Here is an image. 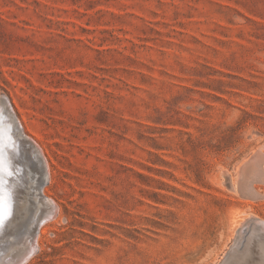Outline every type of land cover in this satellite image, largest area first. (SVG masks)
Returning <instances> with one entry per match:
<instances>
[{
  "label": "rangeland",
  "instance_id": "obj_1",
  "mask_svg": "<svg viewBox=\"0 0 264 264\" xmlns=\"http://www.w3.org/2000/svg\"><path fill=\"white\" fill-rule=\"evenodd\" d=\"M1 94L57 207L25 264L260 262L264 0H0Z\"/></svg>",
  "mask_w": 264,
  "mask_h": 264
},
{
  "label": "bare ground",
  "instance_id": "obj_2",
  "mask_svg": "<svg viewBox=\"0 0 264 264\" xmlns=\"http://www.w3.org/2000/svg\"><path fill=\"white\" fill-rule=\"evenodd\" d=\"M1 97H4L8 100L7 97H5V95H0V99ZM9 102V100H8ZM10 104V102H9ZM11 106V104H10ZM12 108V106H11ZM4 110V106L2 105V103L0 102V114L1 112H3ZM13 110V109H12ZM5 113L7 114V112L5 111ZM7 119H9V116L7 115V117H5ZM17 118V117H16ZM18 120V119H17ZM19 122V121H18ZM20 124V122H19ZM7 125V128H10L11 125H12V122L9 121L6 123ZM5 126V125H4ZM23 130V129H22ZM36 145V143H34ZM37 148L38 145H36ZM40 149V148H39ZM30 151V150H29ZM41 151V149H40ZM31 153V156L34 158V159H37V161L35 162V165H37V170L39 172H42V166H43V163L44 165L46 166L47 168V163L45 161V158L42 154V151H41V154L43 156V161L41 159H39L36 155H35V152H33L32 150L30 151ZM36 156V157H35ZM32 161V160H31ZM49 168V167H48ZM48 168H47V172H48ZM49 173V172H48ZM228 176V175H227ZM49 177V176H48ZM234 177V176H233ZM231 180V179H230ZM228 182V181H227ZM232 183V181H229ZM228 182V183H229ZM224 183V182H223ZM233 184V183H232ZM233 188H234V185H232ZM44 188V187H43ZM232 188V189H233ZM231 189V188H230ZM237 189V187H236ZM235 189V191H236ZM42 191H44L42 189ZM234 191V190H233ZM253 195V194H252ZM248 199V198H247ZM16 212L18 213V219L15 220L16 222L15 223V226H14V229L9 232L5 237H3L0 241L3 242V247L1 246L0 247V251H2V255L0 256V264H18L17 261H20L23 257H25L27 254L29 255L26 260H24V262L26 263L29 258L34 254V252L36 251L37 249V237H38V232L35 234V230L31 229L30 226L38 219V220H41V224L40 226H42L43 224H45L47 221H50L52 219L55 218V216L57 215V207L56 205L46 197V195L43 194V197L40 196L38 194V190H37V186L35 185L34 186V189H29L26 191L25 195H23V198L19 200V205L18 207L16 208ZM243 219V218H242ZM18 221L21 225V229L18 230L17 229V224H18ZM246 222V221H244ZM8 224V223H7ZM243 224V223H242ZM250 224V227L253 226V231H255V229L257 228L258 232L260 231L262 234H264V220L260 219V218H257V217H252L250 220H249V223H244L243 225L244 226H247L249 227L248 225ZM39 226V228H40ZM240 227V226H239ZM246 227V228H247ZM249 227V228H250ZM29 229V230H28ZM251 230V231H252ZM17 231H19L17 233ZM250 231V232H251ZM257 232V231H256ZM255 232V235H257V233ZM253 233V232H251ZM259 234V233H258ZM237 235V234H236ZM254 235V234H252ZM254 235V236H255ZM236 237V236H235ZM259 237V236H258ZM258 237H254L255 239ZM241 238H243L242 234L240 233V235L238 234V237H237V243L241 242ZM248 238V237H247ZM246 238V239H247ZM253 238V236H252ZM250 239V235H249V238ZM241 240V241H240ZM245 240V239H244ZM259 240V239H258ZM251 241V239H250ZM254 241V240H253ZM246 242V240H245ZM255 242H259V241H254ZM236 243V244H237ZM242 244H244V242H241ZM249 243V242H247ZM251 243V242H250ZM249 243V244H250ZM262 243V242H261ZM260 243V244H261ZM264 243V241H263ZM2 244V243H1ZM235 244V243H234ZM233 244V246H234ZM257 245V244H256ZM255 245V246H256ZM262 245V244H261ZM238 246V245H237ZM241 244L239 243V246L240 247ZM248 248L249 246L246 245ZM251 246V245H250ZM258 246H259V243H258ZM258 246L256 248H258ZM264 246V244H263ZM262 246V247H263ZM232 247V246H231ZM261 247V246H259ZM235 248V247H234ZM264 248V247H263ZM254 249V248H253ZM262 249V248H260ZM260 249H257L256 251L260 250ZM230 250V249H229ZM243 250V249H242ZM236 251V249L234 250ZM255 251V250H254ZM264 251V250H262ZM231 252V251H230ZM239 252V251H238ZM243 252V251H242ZM242 252L240 251L239 253L242 255ZM228 254V253H227ZM233 254V252H232ZM231 255V254H230ZM241 255L237 256L240 257ZM253 255V254H252ZM235 256V255H233ZM260 258L258 260H260V262L258 261L257 264H264V252L263 253H259ZM226 257V256H225ZM242 257V256H241ZM245 257V256H244ZM224 258V257H223ZM231 258V256H230ZM235 257L232 258V260L234 259ZM225 259V258H224ZM238 259V258H237ZM236 260V258H235ZM223 261V259L221 260ZM225 261V260H224ZM237 261V260H236ZM229 262V261H228ZM242 262V261H241ZM23 263V264H25ZM224 263V262H223ZM222 263V264H223ZM227 263V262H225ZM230 263V262H229ZM238 263V262H237ZM220 264V263H219ZM233 264H236L233 262ZM241 264V263H240Z\"/></svg>",
  "mask_w": 264,
  "mask_h": 264
},
{
  "label": "water",
  "instance_id": "obj_3",
  "mask_svg": "<svg viewBox=\"0 0 264 264\" xmlns=\"http://www.w3.org/2000/svg\"><path fill=\"white\" fill-rule=\"evenodd\" d=\"M0 102L4 106V110L0 114V131H3L4 133L5 143L11 144L14 142L15 144V158L13 160V165L15 167H18L19 169V171L14 175V177L8 178V186L11 191L12 214L8 218V220L5 221L4 227L0 228L1 241L3 237H5L9 232L14 229V222H16L15 220L18 219V213L16 212V208L19 205V200L23 198V195H25L26 191L32 188L34 189V186L36 185L38 194L43 197L42 189L48 183V172L44 163L42 166V172H39L37 170V165H35L37 159H34L31 156L30 151L32 150L33 152H35V155L43 161L41 151L36 147L34 142L23 133L22 127L19 124L8 100L4 97H1ZM5 111L7 112V114L5 113ZM7 115L9 116V119L5 118L7 117ZM9 121L12 122V125L10 128H7L6 123ZM9 136L11 137L10 140L7 139V137ZM9 155H11V152H9ZM41 222V220L37 219L30 226L31 229L35 230V234L38 232ZM17 225L18 230L19 228H22L19 221ZM18 232L19 231H17V233ZM258 241L260 243L261 241H264V234H262L261 232L259 233ZM3 242H1L2 244L0 243V247L4 246ZM2 253L3 252L0 251V256L2 255ZM230 254L231 252H229L228 256H230ZM28 256L29 255L27 254L20 261H17L18 264L25 263L24 260H26Z\"/></svg>",
  "mask_w": 264,
  "mask_h": 264
},
{
  "label": "snow or ice",
  "instance_id": "obj_4",
  "mask_svg": "<svg viewBox=\"0 0 264 264\" xmlns=\"http://www.w3.org/2000/svg\"><path fill=\"white\" fill-rule=\"evenodd\" d=\"M8 140L11 137H7ZM11 152V155H9ZM15 158V144L5 143L3 131H0V228L12 214L11 191L8 186V178L14 177L19 171L13 165Z\"/></svg>",
  "mask_w": 264,
  "mask_h": 264
}]
</instances>
